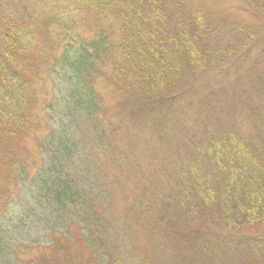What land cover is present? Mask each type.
Returning a JSON list of instances; mask_svg holds the SVG:
<instances>
[{
	"label": "trees",
	"instance_id": "trees-1",
	"mask_svg": "<svg viewBox=\"0 0 264 264\" xmlns=\"http://www.w3.org/2000/svg\"><path fill=\"white\" fill-rule=\"evenodd\" d=\"M247 3L264 14V0ZM43 4L33 27L0 23V217L29 179L51 223L44 254L25 264H119L118 237L140 229L163 264H264V46L252 87L241 81L231 94L224 82L255 38L251 26L226 22L234 41L223 46L216 18L184 0ZM76 22L90 36L56 28ZM57 68L68 84L43 99L44 130L39 83L53 84ZM240 111L249 127L230 121ZM148 142L160 153L140 164ZM147 172L160 188L141 178L138 192ZM154 173L169 176L166 188ZM9 243L0 227V264L22 262L26 252Z\"/></svg>",
	"mask_w": 264,
	"mask_h": 264
},
{
	"label": "rangeland",
	"instance_id": "rangeland-1",
	"mask_svg": "<svg viewBox=\"0 0 264 264\" xmlns=\"http://www.w3.org/2000/svg\"><path fill=\"white\" fill-rule=\"evenodd\" d=\"M45 1L46 0H0V23L2 20L19 21L23 19L30 27H33L37 23V12L38 14H42V11L47 10L43 4ZM184 1L191 7H200L210 12L216 18L218 22L217 41L220 44H223V46H228L234 41V36H232L233 33L229 31L226 22H238L247 27L251 26L255 32V38L250 40L249 44L243 49L245 51L242 57L243 60L233 64L231 72L224 82H227L226 87L231 90V94L236 92L237 83L241 81L246 87H252L253 75L263 66L261 63L263 58L261 52L264 46V14L258 13L256 10L253 12L250 11L249 9H251V7L247 3V0ZM73 14L78 16L77 13ZM56 28L59 31L64 30L76 32L82 36H90L91 34L90 26L80 23L78 24V22H76L75 28ZM62 71H60L59 68L54 70V73L52 74L53 78L51 77L53 84L47 82L45 78L44 83H46V85L43 82L39 83L38 94L40 96V101L36 107V112L39 114L40 118L43 119L44 130L47 128L44 122L47 120L45 116L47 111L44 107L43 99H50L52 97V92H56V95H58L57 98L60 99V96L64 92V88L68 84L66 80L67 76H65ZM97 89L103 97L104 103L110 105L113 102L114 94L111 92L109 86L106 83L99 82ZM62 115H64V111L61 109L57 110L55 116L56 120ZM230 121L232 123L239 122V124L245 125L246 113L243 111L237 112L230 118ZM246 127H249V125L247 124ZM153 144L148 142L147 148L144 150L139 148V152L136 154V160L139 159L140 164H149L155 155L160 153V151L155 152L151 149ZM28 147L27 162L35 169V162L38 161V156L40 155L37 149V141L35 142L33 139H30ZM160 147L161 145L159 146V150ZM136 165L137 167L139 166L137 161ZM149 176L150 175L147 172L145 175L139 176L136 179V184L138 185H136V189L138 192L142 191L144 188L141 178L149 180ZM153 177L156 181L158 178L160 180L159 184L165 188L169 184V176L164 173H162L161 176L160 174L154 173ZM21 180L23 181L24 179H19L20 183H22ZM151 181L149 180L147 182L150 188L151 186L157 187L158 189L160 188L158 183H152ZM22 184L23 191H21V194L12 201L7 213L0 217V227L4 228L7 240L10 242L9 244L13 246L12 250H20L27 254H20L24 259L18 264H25V260L33 256L40 257L44 254L43 248H46L51 241L50 230L47 229L51 223H46V220L44 219V216L47 215L45 213L46 208H43L42 206L40 208L37 207L38 199L36 182H31L29 179H26ZM145 194L149 195V192L145 191ZM118 211L119 213H123L124 207H119ZM48 220L50 219L48 218ZM113 247V250L116 251L118 255V260L120 261L119 264H146L143 261L144 257H149V263L151 262V259H153L156 264H163L165 261V259L154 250V247L149 242L148 235L144 229L138 230L137 234L134 232L130 238L127 237L126 234L121 233ZM87 256L88 254L83 256V258ZM64 263L65 262L62 260V264ZM96 263L97 262L95 261L92 264ZM68 264L74 263L69 261Z\"/></svg>",
	"mask_w": 264,
	"mask_h": 264
}]
</instances>
